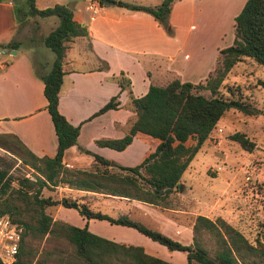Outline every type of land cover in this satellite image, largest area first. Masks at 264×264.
Masks as SVG:
<instances>
[{
    "label": "trees",
    "instance_id": "obj_1",
    "mask_svg": "<svg viewBox=\"0 0 264 264\" xmlns=\"http://www.w3.org/2000/svg\"><path fill=\"white\" fill-rule=\"evenodd\" d=\"M97 1L100 4L109 1L128 10L146 12L168 35L172 34L168 15L174 0H161L154 5L122 0ZM23 3L25 12L30 16H52L56 19L55 26L42 38L50 61L44 67L38 65L34 73L43 84L45 109L57 143L52 157H37L15 135L0 133V148L31 169L34 175V179L21 177L13 185L8 173L10 165H0V215H7L12 223L22 227L12 264H46L44 258L34 259L38 244L46 235L61 238L71 246L65 264H173L145 252L140 246L113 242L90 233L84 226L76 227L53 220L45 209L56 204L74 208L86 218L106 219L111 223L132 227L170 251L183 252L185 264L264 263V244H250L219 217L211 220L203 215H195L191 226V243L181 244L125 216L110 218L64 197L56 200L41 195L43 188L57 185L60 181L74 188H94L111 195L167 205L169 194L178 189L181 174L224 112L229 109L247 115L259 112L236 98L223 97L219 88L226 73L243 58H250L264 67V0H244L233 17L231 43L218 49L214 67L203 81L190 83L173 78L162 86L149 84L146 92L139 97L129 96L128 105L135 115L124 135L116 139L96 140L95 143L122 150L137 134L149 137V148L140 162L131 167L114 164L80 147L76 142L78 126L69 124L57 109L66 44L74 37H85V27L72 18V12L65 4L54 3L39 9L35 7L34 0H23ZM13 11L17 14L20 7H14ZM20 44L19 41L11 40L0 43V49L8 52L17 49ZM99 68H106V64L101 63ZM115 79L121 89L126 88L130 93L126 78L120 76ZM200 91H207L208 96ZM117 105V96H112L95 114L114 109ZM229 137L246 150L252 147V143L241 132L232 133ZM73 148L92 157L90 171H71L63 166L64 152ZM79 174H91V177H95L94 183L89 182V178H78ZM202 232L211 236L215 243L211 254L200 243Z\"/></svg>",
    "mask_w": 264,
    "mask_h": 264
},
{
    "label": "crops",
    "instance_id": "obj_2",
    "mask_svg": "<svg viewBox=\"0 0 264 264\" xmlns=\"http://www.w3.org/2000/svg\"><path fill=\"white\" fill-rule=\"evenodd\" d=\"M122 1L154 5L161 0ZM54 3L67 5L72 18L84 26L87 33L85 37H74L66 44L62 62L64 73L58 90L59 113L69 124L78 126L76 142L83 149L117 165L131 167L138 164L149 148V137L137 134L122 150L99 146L95 141L124 135L135 115L128 105L129 96L143 95L149 84L162 86L173 78L197 83L206 77L214 67L220 48H214L210 55L205 56L202 42L209 40L210 32L205 27L213 26L216 22L214 18L207 20V14L201 10L207 11L209 5L217 6L220 11L228 9L230 0H174L168 15L171 35L143 11L128 10L112 3L100 4L97 0H61ZM34 5L39 9L47 7L38 5L37 0H34ZM13 8L10 1L0 0L2 44L14 40L16 17ZM196 9L199 21L193 24ZM51 17L43 19L53 21L54 27L56 19ZM223 17L221 12L216 16L218 19ZM196 27L200 29L193 33ZM205 34L208 36L203 37ZM20 45L14 53L11 50L0 51V133L15 135L37 157H52L57 142L45 109L43 84L35 75L27 52L20 50ZM43 48L39 51L38 60L44 67L50 54ZM103 62L106 68L100 69ZM120 76L128 80L130 93L118 85L115 78ZM112 96H117V107L95 114ZM91 163L90 155L77 152L74 148L63 154V166L71 171H87ZM91 176L79 174L78 178H89V182L94 183L95 177ZM183 178L181 174L179 188L169 194V202L165 206L111 195L94 188H74L60 181L57 185H49L46 196L56 200L64 197L110 218L125 216L174 241L190 244L194 218L191 215L195 213L183 208L184 197L179 192ZM49 208L47 213L53 220L76 227L84 226L90 233L104 239L140 246L145 252L148 250L151 253L161 248L160 244L132 227L111 223L106 219L86 218L74 208L60 204Z\"/></svg>",
    "mask_w": 264,
    "mask_h": 264
},
{
    "label": "rangeland",
    "instance_id": "obj_3",
    "mask_svg": "<svg viewBox=\"0 0 264 264\" xmlns=\"http://www.w3.org/2000/svg\"><path fill=\"white\" fill-rule=\"evenodd\" d=\"M7 1L15 8L20 7V11L15 14L14 40L21 43L20 50L27 52L33 68L37 69L40 65L39 51L44 49L42 38L53 27V21L28 15L23 0ZM41 1L37 0V4L51 6L56 1L61 2ZM243 1L230 0V7L222 11L213 5H209L207 11L201 10L207 14V20L214 18L216 22L213 26L205 27L210 31L209 40L202 42L205 56L210 55L214 48H222L231 43L233 17ZM197 10L193 24L199 21ZM219 12L224 14L223 18H216ZM196 28L193 33L200 29ZM207 36L205 34L203 37ZM47 60L50 61V58ZM200 92L208 96L207 91ZM219 93L223 97L236 98L259 112L252 115L235 109L224 112L182 173L184 181L179 189L184 197L182 205L184 210L194 212L195 215H203L211 220L216 217L223 219L252 245L256 242L264 244V67L250 58L236 62L226 73ZM235 132H241L252 143L250 150L230 139L229 136ZM0 165H10L8 173L13 179V185L21 177L34 179L31 169L2 148ZM41 195H47V188L41 190ZM48 209L46 207L45 211L48 212ZM200 241L211 254L215 247L212 237L202 232ZM160 247L158 252H146L161 256L173 264H185L183 252L170 251L162 245ZM70 250L71 246L65 240L46 235L40 240L34 259L41 257L46 264H65V257Z\"/></svg>",
    "mask_w": 264,
    "mask_h": 264
},
{
    "label": "built area",
    "instance_id": "obj_4",
    "mask_svg": "<svg viewBox=\"0 0 264 264\" xmlns=\"http://www.w3.org/2000/svg\"><path fill=\"white\" fill-rule=\"evenodd\" d=\"M22 227L12 223L7 215H0V262L12 264L15 259Z\"/></svg>",
    "mask_w": 264,
    "mask_h": 264
},
{
    "label": "water",
    "instance_id": "obj_5",
    "mask_svg": "<svg viewBox=\"0 0 264 264\" xmlns=\"http://www.w3.org/2000/svg\"><path fill=\"white\" fill-rule=\"evenodd\" d=\"M103 3H104V4H111V2H109V1H104ZM10 52H11V53H14L15 51H14V50H11ZM178 188H179V185H178Z\"/></svg>",
    "mask_w": 264,
    "mask_h": 264
}]
</instances>
